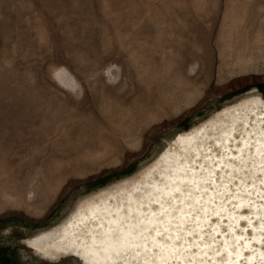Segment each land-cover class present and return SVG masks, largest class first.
Here are the masks:
<instances>
[{"label":"rangeland","instance_id":"obj_1","mask_svg":"<svg viewBox=\"0 0 264 264\" xmlns=\"http://www.w3.org/2000/svg\"><path fill=\"white\" fill-rule=\"evenodd\" d=\"M256 98L264 0H0V264H82L27 241L90 199L154 191L177 135L199 128L203 151ZM258 186L234 200L241 264H264Z\"/></svg>","mask_w":264,"mask_h":264},{"label":"bare ground","instance_id":"obj_2","mask_svg":"<svg viewBox=\"0 0 264 264\" xmlns=\"http://www.w3.org/2000/svg\"><path fill=\"white\" fill-rule=\"evenodd\" d=\"M251 102L203 151L195 148L199 128L177 135L158 158L173 160L167 168L171 173L153 186L154 191L124 193L114 199L109 192L90 199L58 228L33 237L28 245L47 259L70 256L82 264H241L242 244L231 246L243 235L232 232L231 225L243 214L233 207L250 200L244 194L246 187L252 188L251 195L262 191L257 182L264 184V126L260 127L264 104L259 98ZM234 119L240 126H233ZM257 171L263 181L254 176ZM253 214L264 215V211ZM224 221L227 229L221 226ZM252 238L260 241L262 233Z\"/></svg>","mask_w":264,"mask_h":264}]
</instances>
